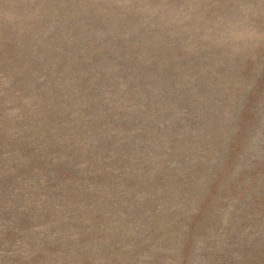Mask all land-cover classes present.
<instances>
[{
    "label": "rangeland",
    "instance_id": "1",
    "mask_svg": "<svg viewBox=\"0 0 264 264\" xmlns=\"http://www.w3.org/2000/svg\"><path fill=\"white\" fill-rule=\"evenodd\" d=\"M0 264H264V0H0Z\"/></svg>",
    "mask_w": 264,
    "mask_h": 264
}]
</instances>
